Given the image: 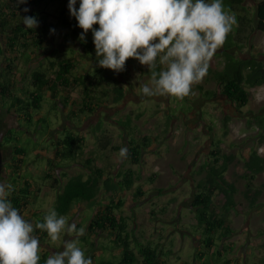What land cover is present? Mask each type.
Masks as SVG:
<instances>
[{
    "label": "rangeland",
    "instance_id": "rangeland-1",
    "mask_svg": "<svg viewBox=\"0 0 264 264\" xmlns=\"http://www.w3.org/2000/svg\"><path fill=\"white\" fill-rule=\"evenodd\" d=\"M257 1L244 0V5L254 14ZM3 9L0 0V16ZM235 26L236 22L231 30H234ZM0 37L4 38V34ZM48 47L49 53L40 59L34 58L29 64L24 62L18 64V72L21 73L18 78L26 86L30 85L31 71L40 65V60L47 63L49 58L55 57L56 54L62 55L64 50L77 49V46L71 47L67 44L53 46L50 44ZM68 52L72 54L71 50ZM250 55L264 60V31H255L241 50L237 48L224 50L221 46L218 47L209 59V68L205 77L195 83L190 94L183 98L140 95V87L149 81L151 72L146 65H141L135 60L130 65V70L123 75L117 74L116 77L107 72L106 79L102 80L105 87L114 86L116 81L126 82L128 87L126 98L120 103L103 105L97 113L79 121V127L74 126L67 116L63 118L62 111L49 109L51 103H54L52 98L44 102L46 104L41 113H48L51 126L55 130L72 126L84 133L86 136L84 157L90 154L96 155L97 164L108 168L107 170L113 175L129 168L136 172V182L131 189L115 192L116 198H122L125 202L119 213L123 214L129 223L128 231L132 248L135 246L134 240L138 239L144 244L159 246L164 253L166 264H186L194 260L204 236L203 227L197 225L191 206L196 182L206 174L205 169L202 168L201 173L198 170L204 165L212 164L214 158L212 151L219 147L221 155H234L226 176L238 189L235 195L236 208L231 210L228 219L235 233L223 239V246L225 244L231 246L227 248V252L231 253L230 264H264V171L253 181L255 186L253 192L261 190L258 204L251 208L243 193L246 189V179L243 174L246 172V162L250 153L254 150L264 155V85L251 89L249 103L240 109L217 88L218 75L235 59ZM86 56L89 57L88 54ZM1 62L0 58V67ZM128 115L132 118V127L127 133L117 120L121 116ZM17 119L14 109L10 111L7 106L0 103L1 132H6L9 127L22 126V130L18 131L21 135L29 125ZM101 119L105 122L103 127L107 128L108 134L112 137V145L118 146V149L99 148L93 127ZM40 127L41 124L38 130H33L31 127L32 129L23 134V139L33 137L35 141L34 144L33 140L29 141L31 144L27 161L22 165L20 174L28 179L34 177L33 183L42 187L40 197L33 202L32 208L47 212L54 208L57 191L46 190L44 180H41L38 174L41 173L40 167L46 166L48 158L43 156L45 153L43 155L40 153L43 152L42 145H45L43 142L47 138V135L40 132L42 131ZM145 134L151 136L152 140L150 144L142 146L139 161H133L126 155L124 157L119 155L122 147L128 151L130 139ZM4 147L2 149L5 159L4 171L9 172L13 149L12 145ZM53 152L51 146L45 156ZM79 164L67 163L59 166L57 170H66L68 176L85 172ZM138 188L144 191L143 195L136 196ZM110 198L111 193L108 191L100 193L99 199L108 202ZM225 199L224 192L218 191L213 197L214 205L221 209ZM96 207V205L90 206L87 202H76L73 213L66 219L75 222L77 227L85 229L84 235L79 238V245L84 249L85 254L92 258V264L109 259L114 264H119L122 251L112 242L108 231L94 235L88 228ZM30 212L31 210L26 211L25 217L29 216ZM63 238L61 237V240ZM39 240L40 257L46 252L55 251L48 237ZM61 240L55 242L56 247H59ZM135 251L138 255L136 246ZM223 257H226V254Z\"/></svg>",
    "mask_w": 264,
    "mask_h": 264
},
{
    "label": "trees",
    "instance_id": "trees-1",
    "mask_svg": "<svg viewBox=\"0 0 264 264\" xmlns=\"http://www.w3.org/2000/svg\"><path fill=\"white\" fill-rule=\"evenodd\" d=\"M2 3L5 10L1 11L0 16V35L4 34V38L0 37L2 60L0 103L7 106L10 111L14 109L18 116L17 120H23L29 125L26 127L27 130L23 129L21 135L18 131L22 130V126L9 127L3 135V144L12 145L13 149V156L9 162L11 170L8 180L13 187L8 197L13 206L17 207L24 216L26 211L31 210L26 218L33 223L42 221L47 213L39 208H32L33 202L40 197L42 187L33 183L34 177L28 179L20 174L22 165L27 161L26 157L31 144L29 141L33 140V144L35 141L33 137L23 139V134L32 129L31 127L33 130H38L41 124L40 132L47 135V138L43 142L45 145H42L43 152L40 153L46 155V151L50 150L51 146L54 152L48 156L43 155L48 157L47 164L45 167H40L41 173L38 174L41 180H44L46 190L57 191L54 204L57 213L69 217L73 213L76 202H87L90 206L96 205L88 228L94 235H99L101 231H108L112 242L121 248L122 257L119 264H166L164 253L159 246L144 244L135 239L137 255L135 246L131 247L129 223L126 217L119 213L125 202L122 198L117 199L115 192L131 189L136 182V172L129 168L125 171L120 170L115 175L110 174L108 168L97 164L96 155L83 156L86 141L84 133L72 126L55 130L51 126L52 122L48 118V113H41L46 104L44 102L52 98L54 103H51L49 109L56 112L62 111L63 118L67 116L74 126L79 127V121L94 115L103 105L120 103L126 98L128 89L126 82L116 81L114 86L105 87L102 80L106 79L107 72L116 77L117 74L123 75L130 70V65L135 59L128 58L125 69L119 73L94 65L96 61L92 33L89 30L86 42L78 38L83 30L77 26V21L70 15L67 7L68 0H27L26 4L19 3L18 0H2ZM223 3L225 9L235 16L236 26L228 33L221 47L224 50L234 48L241 50L255 31H264V0L256 2L255 15L244 5V0H223ZM25 7H28V12L24 11ZM25 15L36 17L38 20L36 28L28 29L23 25L22 16ZM50 29L55 31L52 32ZM50 44L52 46L67 44L71 47L77 46V49L64 50L62 55L56 54L55 57L49 58L47 63L40 60V65L31 71L30 85L26 86L18 78L21 74L18 72V64L21 62L29 64L34 58L40 59L49 53L47 47ZM69 50L72 54L68 52ZM66 52L68 53L64 55ZM77 53L81 55L78 56ZM87 54L91 58L87 57ZM79 65L83 67L80 68ZM109 80L112 79L109 78ZM262 85H264V60L255 55L235 59L217 77L219 92L239 109L249 103L250 90ZM131 122L132 118L129 115L121 116L117 120L127 133L132 127ZM104 124V120L101 119L93 127L99 148L118 149V146L112 145V137L108 134L107 128L103 127ZM151 140V136L146 134L130 139L127 158L139 161L142 146L150 144ZM212 155L214 156L212 164L204 165L198 170L201 173L203 168L206 174L196 182V190L191 202L197 225L203 227L202 245L197 250L194 260L186 264H230L232 262L231 253L227 252V248L231 246L226 244L223 246V239L235 233L228 219L231 210L236 208L235 195L238 189L226 176L234 155H221L219 147L212 151ZM67 163H80L85 172L68 176L66 170H57L59 166ZM246 166V172L243 174L246 179V189L243 193L250 207L253 208L258 204L261 196L260 189L256 190V193L253 192L255 189L253 181L259 173L264 171V155L253 150ZM42 169L44 171H41ZM103 191L111 193L108 202L99 199ZM218 191L226 195L221 209H218L213 202V197ZM143 194L144 191L138 188L136 196ZM35 234L39 239L47 238L46 232L38 229ZM49 254V252L44 253L39 264H43V260ZM224 254L226 257H223ZM98 264H114V262L110 259L100 260Z\"/></svg>",
    "mask_w": 264,
    "mask_h": 264
},
{
    "label": "clouds",
    "instance_id": "clouds-1",
    "mask_svg": "<svg viewBox=\"0 0 264 264\" xmlns=\"http://www.w3.org/2000/svg\"><path fill=\"white\" fill-rule=\"evenodd\" d=\"M67 7L83 30L78 38L86 42L91 31L97 67L119 73L128 58L148 67L150 79L139 93L144 97L188 96L207 74L210 57L236 22L223 0H68ZM22 23L33 29L38 20L25 15ZM126 153L122 147L119 155ZM12 191L11 184L0 181V264H39L37 229L46 232L55 249L43 264H92L79 245L83 227L54 208L33 223L13 206L8 198ZM58 240L61 244L56 247Z\"/></svg>",
    "mask_w": 264,
    "mask_h": 264
},
{
    "label": "flooded vegetation",
    "instance_id": "flooded-vegetation-1",
    "mask_svg": "<svg viewBox=\"0 0 264 264\" xmlns=\"http://www.w3.org/2000/svg\"><path fill=\"white\" fill-rule=\"evenodd\" d=\"M6 128H8V126ZM5 133L6 132H4V131L1 132V128H0V147H1L2 154L4 153L2 149L5 148L4 146L6 145V144H3V135ZM1 134H2V136H1ZM3 158H4V156H3ZM4 160L5 159H3V165H2V170H1V174H0V181H5L8 183L10 175H9V172L4 171V164H5Z\"/></svg>",
    "mask_w": 264,
    "mask_h": 264
},
{
    "label": "water",
    "instance_id": "water-1",
    "mask_svg": "<svg viewBox=\"0 0 264 264\" xmlns=\"http://www.w3.org/2000/svg\"><path fill=\"white\" fill-rule=\"evenodd\" d=\"M2 165H3V154L1 151V147H0V174H1V170H2Z\"/></svg>",
    "mask_w": 264,
    "mask_h": 264
}]
</instances>
